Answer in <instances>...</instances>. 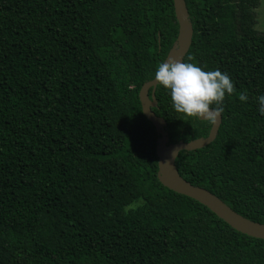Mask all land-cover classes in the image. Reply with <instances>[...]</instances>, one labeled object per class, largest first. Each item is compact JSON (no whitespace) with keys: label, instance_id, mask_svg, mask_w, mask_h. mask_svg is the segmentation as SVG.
<instances>
[{"label":"trees","instance_id":"16d2710c","mask_svg":"<svg viewBox=\"0 0 264 264\" xmlns=\"http://www.w3.org/2000/svg\"><path fill=\"white\" fill-rule=\"evenodd\" d=\"M185 1L184 62L227 73L236 91L216 139L177 168L264 223L260 0ZM178 33L174 0H0V264H264V239L158 178L139 92ZM155 94L169 143L208 136L211 123Z\"/></svg>","mask_w":264,"mask_h":264},{"label":"water","instance_id":"95a60500","mask_svg":"<svg viewBox=\"0 0 264 264\" xmlns=\"http://www.w3.org/2000/svg\"><path fill=\"white\" fill-rule=\"evenodd\" d=\"M174 8L179 24V33L173 48L169 51L164 62H167L169 58H176L184 62L194 36V27L190 19L186 1L174 0ZM157 86L158 84L155 78L145 82L140 89L139 97L145 116L155 125L157 133L159 134L156 152L158 156V178L160 182L169 189L189 196L207 206L219 218L237 231L248 236L264 239V223L245 217L207 188L192 184L180 174L177 168L176 159L181 151L203 148L216 139L222 124V114L218 123L215 125L212 124L207 137L193 139L189 142L169 143V136L166 132L167 122L165 118L157 115L153 110L157 106L155 94Z\"/></svg>","mask_w":264,"mask_h":264},{"label":"clouds","instance_id":"9594fccd","mask_svg":"<svg viewBox=\"0 0 264 264\" xmlns=\"http://www.w3.org/2000/svg\"><path fill=\"white\" fill-rule=\"evenodd\" d=\"M189 61L193 57L187 58ZM155 81L170 91L171 102L183 119L206 120L215 125L224 112L226 95H232L236 89L230 76L219 69L205 71L195 63L169 58L161 62L155 72ZM239 99L247 102L248 96L241 92ZM258 111L264 115V94L257 97Z\"/></svg>","mask_w":264,"mask_h":264},{"label":"rangeland","instance_id":"374dc122","mask_svg":"<svg viewBox=\"0 0 264 264\" xmlns=\"http://www.w3.org/2000/svg\"><path fill=\"white\" fill-rule=\"evenodd\" d=\"M257 11V28L264 31V0H260V4L256 8Z\"/></svg>","mask_w":264,"mask_h":264}]
</instances>
